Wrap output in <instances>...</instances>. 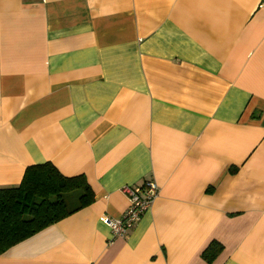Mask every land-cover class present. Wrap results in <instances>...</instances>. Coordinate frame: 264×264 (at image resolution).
<instances>
[{
	"label": "crops",
	"instance_id": "obj_1",
	"mask_svg": "<svg viewBox=\"0 0 264 264\" xmlns=\"http://www.w3.org/2000/svg\"><path fill=\"white\" fill-rule=\"evenodd\" d=\"M44 162L94 199L0 264H264V0H0V188Z\"/></svg>",
	"mask_w": 264,
	"mask_h": 264
},
{
	"label": "trees",
	"instance_id": "obj_2",
	"mask_svg": "<svg viewBox=\"0 0 264 264\" xmlns=\"http://www.w3.org/2000/svg\"><path fill=\"white\" fill-rule=\"evenodd\" d=\"M93 199L84 175L65 176L50 162L28 166L17 186L0 188V254ZM220 249L212 242L201 255L211 261Z\"/></svg>",
	"mask_w": 264,
	"mask_h": 264
},
{
	"label": "built area",
	"instance_id": "obj_3",
	"mask_svg": "<svg viewBox=\"0 0 264 264\" xmlns=\"http://www.w3.org/2000/svg\"><path fill=\"white\" fill-rule=\"evenodd\" d=\"M158 185L153 180H147L140 186L127 185L123 187L129 205L126 211L117 218L102 215L99 219L107 225L113 237L124 236L150 207L158 193Z\"/></svg>",
	"mask_w": 264,
	"mask_h": 264
}]
</instances>
